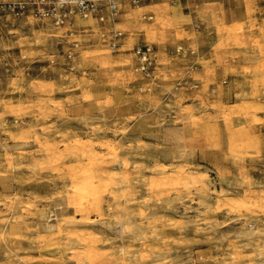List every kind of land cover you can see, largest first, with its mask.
Here are the masks:
<instances>
[{"label": "rangeland", "instance_id": "rangeland-1", "mask_svg": "<svg viewBox=\"0 0 264 264\" xmlns=\"http://www.w3.org/2000/svg\"><path fill=\"white\" fill-rule=\"evenodd\" d=\"M91 1L0 0V264H264V0Z\"/></svg>", "mask_w": 264, "mask_h": 264}, {"label": "built area", "instance_id": "built-area-1", "mask_svg": "<svg viewBox=\"0 0 264 264\" xmlns=\"http://www.w3.org/2000/svg\"><path fill=\"white\" fill-rule=\"evenodd\" d=\"M132 4H139L141 0H125ZM101 4L91 0H28V3L20 8L30 12L34 17L38 19H53L56 25H63L65 22H69L68 18L71 15L81 14L84 16L91 15L96 19L103 21L104 16L101 13ZM117 4L113 3L111 11L116 12ZM115 10V11H113ZM140 54V51H138ZM144 59L145 56H142Z\"/></svg>", "mask_w": 264, "mask_h": 264}, {"label": "bare ground", "instance_id": "bare-ground-1", "mask_svg": "<svg viewBox=\"0 0 264 264\" xmlns=\"http://www.w3.org/2000/svg\"><path fill=\"white\" fill-rule=\"evenodd\" d=\"M141 63H142V60H141ZM91 150V149H90ZM88 154V153H87ZM90 155V154H89ZM99 158V157H98ZM88 159V158H87ZM93 162H96L95 160L93 161ZM97 164V163H96ZM102 164H104V163H102ZM106 164V163H105ZM99 165V164H98ZM97 165V167H99ZM100 166H101V164H100ZM103 166V165H102ZM106 166V165H105ZM157 170V169H156ZM176 174L175 175H171V174H169L168 176H166V177H164V180L165 181H170L171 179L172 180H174V181H176V183H178V182H184V183H186V182H191V183H193V184H201V186H202V188L204 189V187H205V179L204 178H198V177H196L195 175H192V174H189V173H185L184 171H182V170H178V171H174ZM109 174V173H108ZM162 174V173H161ZM105 176V175H104ZM250 182V181H249ZM248 188H249V186H248ZM203 191V190H202ZM215 192V191H214ZM258 193V192H257ZM252 194V193H251ZM254 194V193H253ZM244 195H246V194H244ZM208 197V196H207ZM255 200L257 199L258 201H263L264 202V196L263 195H261V196H257V198H254ZM251 200H253V197H251V196H248L246 199H244L242 202L245 204V203H249ZM97 201H98V199H97ZM230 201V200H229ZM234 204V203H232L231 201L229 202V204ZM82 205V204H81ZM75 206V205H74ZM81 207V206H80ZM222 207V206H221ZM234 207V206H233ZM82 208V207H81ZM219 208V207H218ZM226 208V207H225ZM231 208V207H230ZM207 210V209H206ZM232 210V209H231ZM215 212V211H214ZM81 214V213H80ZM83 214V213H82ZM99 215V214H98ZM56 216V215H55ZM258 216V215H257ZM85 217V216H84ZM90 217V216H89ZM56 218V217H55ZM86 218H88V217H86ZM259 218V217H258ZM247 219V218H246ZM257 219V218H256ZM255 219V220H256ZM89 221V220H88ZM42 223H44V222H41V224ZM88 223V222H87ZM46 224L47 225H49V223H48V221L46 222ZM44 225V224H43ZM46 228H52L51 226H46ZM251 228V227H250ZM251 231V230H250ZM87 242V241H86ZM93 243V242H92ZM89 245V244H88ZM146 245V244H145ZM90 248L91 247H88V249L90 250ZM86 250V249H85ZM10 263V262H9ZM8 263V264H9ZM59 264V263H58ZM62 264V263H61Z\"/></svg>", "mask_w": 264, "mask_h": 264}]
</instances>
